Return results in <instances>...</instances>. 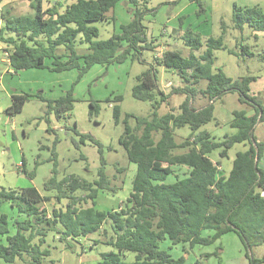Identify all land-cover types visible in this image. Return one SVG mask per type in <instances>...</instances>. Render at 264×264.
I'll return each instance as SVG.
<instances>
[{
	"label": "trees",
	"instance_id": "obj_1",
	"mask_svg": "<svg viewBox=\"0 0 264 264\" xmlns=\"http://www.w3.org/2000/svg\"><path fill=\"white\" fill-rule=\"evenodd\" d=\"M47 1L49 4L45 6L44 0H31L33 14H14L1 9L0 43L6 45L8 64L14 72L30 68L52 72L76 69L77 81L93 65L141 61L143 50H155L159 45L148 36L144 23L146 14L154 12V7H148V0ZM190 1L205 9L201 0ZM119 2L132 6L127 7L130 20L119 23L108 38L97 39L99 29L90 22H115L114 14L109 13ZM231 19L232 27L240 31L244 25L256 32L264 31V11L258 6L242 7L234 3ZM225 30L222 22L221 34L203 41L198 32L188 27L182 34L184 43L192 50L188 55L166 49L161 55L153 56V62L136 75L131 89L134 98L150 102L148 115L124 113L121 118L122 96L106 99L112 102L114 122L123 123L119 143L128 162L135 164L129 193L117 207L98 209L95 199L101 192L121 189L123 177L119 186L112 184L102 155L94 179L73 173L61 176L55 149L59 137L54 128H47L55 138L48 148L47 161L52 166L43 182L44 191L33 185L0 188V259L5 263L20 259L24 263L42 264L51 252L48 247H42L49 231L57 233L58 240L71 249L72 241L100 229L106 233L105 225L112 232L105 244L113 250L101 252L99 261L89 264H186L184 256L173 257L162 249L161 241L168 239L185 252L186 246L210 245L230 231L242 243L248 264L264 263V255L257 257L251 250L253 245L264 242V164H261L264 140L258 141L254 134L257 124L264 119V105L251 93V84L257 76L246 74L234 79L221 67L212 68L216 49L255 55L248 44L240 43L243 53L228 49L223 42ZM78 45H85V51L80 52ZM193 50L200 52L196 55ZM257 55L264 60V51ZM156 66L171 70L183 84L164 92L158 84ZM200 83L204 86L199 87ZM229 92H236L238 101L250 105L253 112L234 109L229 127L235 130L216 139L203 126L211 121L219 124L214 114L215 102ZM172 94L184 98L176 108L160 113V106ZM197 94L207 99L200 107L193 105ZM34 97L45 102L42 118L48 123L50 114L57 119L64 117L75 101L72 89L55 99L29 92L14 93L6 112H20L24 103ZM98 109V105L89 102L90 114ZM182 127L189 131L183 140H178L174 132ZM72 129L79 135L80 143L89 140L101 153L102 144L95 137L80 133L76 125ZM235 144L241 149L234 153L224 176L220 174L221 162L214 161L210 153L218 150L221 157H228ZM22 164L23 172L33 178L35 170L27 171L24 160ZM180 167L186 168L182 175L176 172ZM115 168L121 173L127 169L126 166ZM170 176L174 179L169 181ZM50 201L54 205L48 210L44 203ZM4 205L15 214L3 210ZM206 231L211 233L203 235ZM98 242L95 239L89 247ZM128 252L134 253L132 260L125 259ZM213 254L219 257L218 250ZM201 257H210V253ZM194 264L207 263L197 259Z\"/></svg>",
	"mask_w": 264,
	"mask_h": 264
},
{
	"label": "rangeland",
	"instance_id": "obj_2",
	"mask_svg": "<svg viewBox=\"0 0 264 264\" xmlns=\"http://www.w3.org/2000/svg\"><path fill=\"white\" fill-rule=\"evenodd\" d=\"M54 1V0H51ZM205 9L190 0H148V7H154V12L146 14L144 23L147 27L148 36L155 38L159 45L155 50L145 49L142 51L141 61H125L123 63H110L108 65H93L82 77L77 79V70H66L63 72H52L48 69H24L8 72V65L1 61L4 51L0 48V188L20 189L27 186H35L39 191L43 190V182L49 176L51 162L47 161L49 149L55 138L54 133L47 131L48 127L54 128L59 137L56 144L58 170L60 175L76 174L87 180L96 177L101 165L100 157L105 160V171L112 184L119 186L121 177L123 182L121 189L116 192L104 191L98 195L96 208L109 209L117 207L130 190L131 178L135 173V164L128 162L125 151L119 143L123 133V123H115L112 115V102H107L108 97L121 95V118L124 113H132L138 116H146L150 113V102L136 99L131 94L132 86L136 83V75L146 69L153 62L154 55H161L166 49H177L182 55H188L192 50L184 43L182 37L186 28H191L201 35L205 41L208 36L221 34V23L226 27L223 42L228 49L241 53L240 43L248 44L249 49L255 53L254 56L238 55L229 53L224 49L214 50V63L212 68L221 67L223 71L232 78L251 74L257 76L251 84V93L257 96L264 105V60L257 53L264 51V31H254L251 27L244 25L243 29L232 27V6L237 4L242 7L258 6L264 11V0H201ZM31 0H4L0 4L1 9H9L14 14H29L34 10L30 6ZM44 5L49 2L44 0ZM64 4V3H63ZM127 7L130 4L117 3L112 12L115 22L110 20L90 22L98 27L97 39H106L119 23L130 20L131 12ZM254 33L257 37L255 38ZM0 46L6 47L0 43ZM204 47V46H203ZM198 55L199 50H193ZM243 53V52H242ZM158 69V84L164 92H168L172 86L183 84L175 73L165 71L163 67ZM203 83L205 81L203 80ZM200 83L199 87L204 84ZM72 89V97L75 99L72 109L64 117L57 119L50 114V122H46L42 115L45 110V102L35 97L26 101L20 112L8 114L7 107L11 104V95L14 93L29 92L39 94L45 99L61 97ZM184 95L172 94L167 103L162 104L159 112L163 113L171 108H176L182 101ZM236 92L224 94L215 102L214 114L219 121L215 125L213 121L203 126L211 131L216 139H222L225 133L233 132L235 129L229 127L234 109H245L253 112L248 104L238 101ZM92 101L99 106L98 112L89 113V102ZM207 102L201 94H197L193 105L200 107ZM134 124V120H130ZM80 133L91 134L101 144V153L98 147L85 140L80 143L79 135H76L72 127ZM66 127V128H65ZM189 129L182 127L174 134L178 140H183ZM258 141L264 140V119L260 121L254 131ZM241 149L235 144L228 152V157ZM210 157L222 161L220 174L227 175L231 167V159L221 157L218 150L210 153ZM27 171L35 170L33 178H29L22 170V161ZM116 166H126L124 172H118ZM185 167L177 168L176 172L182 175ZM115 176V177H114ZM174 177L170 176L168 180ZM65 201H63V204ZM53 202H45L50 210ZM106 227V233L102 229L98 234L87 237L82 243L71 242L72 248H66L60 240L54 239V232L49 231L44 247L50 249V255L43 258L42 264H89L96 263L100 259V253L113 250V248L101 242L89 247L95 239L106 240L111 230ZM211 233L206 231L203 235ZM57 234V233H56ZM249 239V238H248ZM253 239V238H251ZM84 243V246L82 245ZM160 247L173 257L184 256L186 264H194L195 260L207 264H248L245 249L238 236L234 232H227L210 245H195L187 247L184 252L180 245H172L168 239L161 241ZM219 247V249H218ZM219 252V257L213 252ZM257 257L264 255V242L253 245L251 248ZM210 253V257H201ZM134 253L128 252L125 259L132 260ZM219 259L221 263H219ZM0 264H29L17 259L14 263H5L2 259ZM264 264V263H262Z\"/></svg>",
	"mask_w": 264,
	"mask_h": 264
},
{
	"label": "crops",
	"instance_id": "obj_3",
	"mask_svg": "<svg viewBox=\"0 0 264 264\" xmlns=\"http://www.w3.org/2000/svg\"><path fill=\"white\" fill-rule=\"evenodd\" d=\"M34 12V11H33ZM33 12H31V13H29V14H33ZM0 24H1V19H0ZM0 48L4 51V56H5V54L7 55V51H6V47H2V46H0ZM78 49H79V51L80 52H83V51H85V45H78ZM1 61L2 62H4V63H7V65H8V69H7V71L9 72L10 71V69H11V67L9 66V64H8V60L6 61V59L4 58H2L1 59ZM164 69V68H163ZM165 71H169V72H171V73H173L171 70H167V69H164ZM229 155V154H228ZM231 158H233V157H228V159H231ZM217 161H220L219 159H216ZM221 162V165H222V161H220ZM261 164L263 165L264 164V156H263V159H262V161H261ZM131 180H132V178H131ZM131 185V184H130ZM102 193V192H101ZM100 194V193H99ZM98 194V195H99ZM98 200V196L96 197V199H95V201H97ZM44 205H45V203H44ZM111 208H113V207H111ZM48 209V208H47ZM3 210H5V211H9V212H13L12 211V209L10 208V209H8L7 208V206H5L4 205V208H3ZM49 210V209H48ZM12 214H15V212H13ZM57 229H59V227H56ZM230 232H232V231H230ZM205 233V232H204ZM95 234H98V231L97 232H94V233H91V234H89L87 237H89V236H91V235H95ZM47 237V236H46ZM56 237H58V234H54V239H56ZM81 238L79 241H76V242H78V243H82V242H84V240H86V239H88V238ZM58 239V238H57ZM98 240V239H97ZM103 242V243H105V240H99V242ZM72 242H75V241H72ZM46 243V238H45V242L43 243V245H42V247H44V244ZM83 246H84V243L82 244ZM90 245V244H89ZM1 260V259H0Z\"/></svg>",
	"mask_w": 264,
	"mask_h": 264
}]
</instances>
